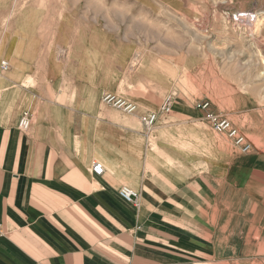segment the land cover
<instances>
[{"label": "crops", "instance_id": "0c3cea01", "mask_svg": "<svg viewBox=\"0 0 264 264\" xmlns=\"http://www.w3.org/2000/svg\"><path fill=\"white\" fill-rule=\"evenodd\" d=\"M25 59L0 73V264H264V140H247L248 153L229 140L228 158L173 173L164 163L178 154L163 140L178 139L162 130L174 120L159 114V164L147 166L138 117L63 102L57 74Z\"/></svg>", "mask_w": 264, "mask_h": 264}, {"label": "rangeland", "instance_id": "374dc122", "mask_svg": "<svg viewBox=\"0 0 264 264\" xmlns=\"http://www.w3.org/2000/svg\"><path fill=\"white\" fill-rule=\"evenodd\" d=\"M25 58L57 74L63 102L99 107L104 120L138 117L147 166L159 164L154 136L162 131L178 139L163 140L178 154L164 163L169 172L201 163L193 158H228L234 149L208 113L264 140V0H0V63L20 70ZM107 94L139 111L104 102ZM167 96L174 127H146L142 117L159 113ZM185 109L192 119L176 116Z\"/></svg>", "mask_w": 264, "mask_h": 264}, {"label": "built area", "instance_id": "2783aa9c", "mask_svg": "<svg viewBox=\"0 0 264 264\" xmlns=\"http://www.w3.org/2000/svg\"><path fill=\"white\" fill-rule=\"evenodd\" d=\"M0 70L2 72H7L9 70V64L5 61L0 63ZM104 102L112 103L114 107L122 109L127 114H134L137 111V107L135 104L128 102L122 98H118L115 95L107 94L103 98ZM173 98L172 96H167L163 103L160 106L159 113L160 114H169L172 110ZM208 103L205 102L201 106L204 110L208 107ZM158 112H150L142 117V120L146 127L153 126L158 117ZM206 121L210 125V127L217 132L223 133L227 139L230 140L232 145L240 150L241 153H248L251 151V145L248 143L245 136H243L239 130L224 116L208 113L206 115ZM31 117L28 112H23L20 116L17 127L21 132H27L30 128ZM91 172L96 176H101L104 171V165L101 162L95 161L91 166ZM119 196L130 203L138 204V194L135 190L128 186L120 187ZM2 231L0 224V232Z\"/></svg>", "mask_w": 264, "mask_h": 264}]
</instances>
